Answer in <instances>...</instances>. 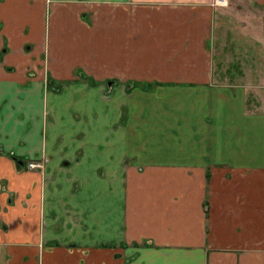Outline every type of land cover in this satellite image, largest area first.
<instances>
[{"label": "crops", "instance_id": "crops-1", "mask_svg": "<svg viewBox=\"0 0 264 264\" xmlns=\"http://www.w3.org/2000/svg\"><path fill=\"white\" fill-rule=\"evenodd\" d=\"M234 28L264 0H0V264H264Z\"/></svg>", "mask_w": 264, "mask_h": 264}, {"label": "rangeland", "instance_id": "rangeland-1", "mask_svg": "<svg viewBox=\"0 0 264 264\" xmlns=\"http://www.w3.org/2000/svg\"><path fill=\"white\" fill-rule=\"evenodd\" d=\"M233 22L237 24L235 19ZM233 30L235 42L224 47L221 41L224 37L222 34H220L221 39L218 38L214 42V47L219 49L217 54L221 57V65L236 69V74H233L232 79L234 82L246 85L247 102H251L250 106L255 109L264 108V54L261 46L256 40L249 39V36H238L236 28ZM228 47L231 51H228Z\"/></svg>", "mask_w": 264, "mask_h": 264}, {"label": "built area", "instance_id": "built-area-1", "mask_svg": "<svg viewBox=\"0 0 264 264\" xmlns=\"http://www.w3.org/2000/svg\"><path fill=\"white\" fill-rule=\"evenodd\" d=\"M216 3L218 4H223L225 2V0H214ZM26 165L28 167H41L42 166V161L40 159H36V158H33V159H28L26 161Z\"/></svg>", "mask_w": 264, "mask_h": 264}]
</instances>
